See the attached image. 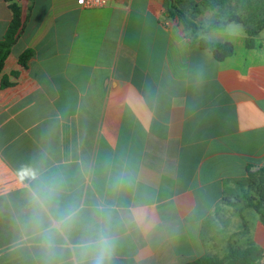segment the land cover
I'll return each instance as SVG.
<instances>
[{"label": "crops", "instance_id": "1", "mask_svg": "<svg viewBox=\"0 0 264 264\" xmlns=\"http://www.w3.org/2000/svg\"><path fill=\"white\" fill-rule=\"evenodd\" d=\"M13 1L23 30L0 72V264H92L80 245L100 231L113 241L105 264H187L220 241L227 251L243 220L231 235L214 225L264 168V31L253 48L241 24L202 35L234 44L218 61L164 0ZM12 19L0 0V42ZM52 181L37 228L32 196ZM70 210L72 223L45 231ZM251 210L247 237L264 251Z\"/></svg>", "mask_w": 264, "mask_h": 264}, {"label": "trees", "instance_id": "2", "mask_svg": "<svg viewBox=\"0 0 264 264\" xmlns=\"http://www.w3.org/2000/svg\"><path fill=\"white\" fill-rule=\"evenodd\" d=\"M167 14L170 18H177L184 26L185 32L191 39L192 44L199 45L202 49L211 51L218 61H224L234 54L235 47L230 42H213L201 38L202 35H209L214 30L224 29L227 25L235 23L245 27L247 48H253L255 38L264 31V0H205L201 3H194L191 0H164ZM13 13V19L9 25L4 39L0 42V72L5 59L12 47L16 44L22 30L23 19L22 9L13 0H7ZM191 5L195 13L198 11H213L217 8L232 10V14L220 19L215 17L210 25L201 27L196 21L187 16L184 6ZM33 56L32 51H26L21 56V63L24 65ZM248 182L255 188L258 197L245 195L241 200L243 205L235 210V214L243 220V229L231 236L228 250L223 257L205 256L187 264H259L264 258V251L255 245L247 235L249 227L244 220L243 211L253 209L259 215L264 224V168L249 171ZM235 206V204H233ZM236 236H243L244 246L234 244L232 239Z\"/></svg>", "mask_w": 264, "mask_h": 264}, {"label": "clouds", "instance_id": "3", "mask_svg": "<svg viewBox=\"0 0 264 264\" xmlns=\"http://www.w3.org/2000/svg\"><path fill=\"white\" fill-rule=\"evenodd\" d=\"M58 190L59 188L57 183L52 181L50 184L43 186L41 189H38L33 193V218L37 228L42 226L43 217L49 216L53 200L58 193ZM76 215V210H70L66 214L62 215L60 219L50 218V226L45 231H62L65 226L69 225L75 220ZM45 242L49 247L52 246V241L47 236ZM80 247L85 250H92V264H105L106 259L111 254L113 241L112 238L104 231H100L95 239L85 242L84 244L80 245Z\"/></svg>", "mask_w": 264, "mask_h": 264}, {"label": "rangeland", "instance_id": "4", "mask_svg": "<svg viewBox=\"0 0 264 264\" xmlns=\"http://www.w3.org/2000/svg\"><path fill=\"white\" fill-rule=\"evenodd\" d=\"M183 9L186 11L187 16H189L192 20L201 23L202 26L210 25V23L215 17H219L220 19L223 20L225 19L226 16L232 14V10H228L227 13H226V10H222V11L214 12L213 15L208 13V14H203L199 16L200 13H195V10L191 9L189 5L184 6ZM245 195L258 197L255 188H253L250 185H246L242 193H240L238 196L231 199L230 201L231 205H228V207L224 209V212H222V215H221L222 219L221 220L219 219L220 221L215 223L214 225V229H213L214 233H216L217 231H222L223 234L225 235H227L228 232H230V235H231V232L234 229L233 223H232V218L235 215L234 212L237 208L242 207L243 203L241 200L244 198ZM233 204H235V206H233ZM256 215L257 213L254 210H251L250 212L246 213L245 218L248 221H251V217H255ZM239 224L240 225L242 224L240 220H239ZM219 237L222 238L221 235ZM215 238H217V236H215ZM232 240L234 244H237L239 246L245 245L244 243L245 239L242 236H236ZM218 245L219 247L215 251V255H209V256L223 257L226 254L227 251H225V242L220 241Z\"/></svg>", "mask_w": 264, "mask_h": 264}, {"label": "built area", "instance_id": "5", "mask_svg": "<svg viewBox=\"0 0 264 264\" xmlns=\"http://www.w3.org/2000/svg\"><path fill=\"white\" fill-rule=\"evenodd\" d=\"M116 0H77V4L86 9L101 8L112 5ZM8 182H0V193L7 189Z\"/></svg>", "mask_w": 264, "mask_h": 264}]
</instances>
